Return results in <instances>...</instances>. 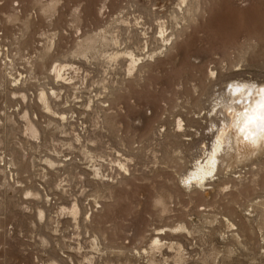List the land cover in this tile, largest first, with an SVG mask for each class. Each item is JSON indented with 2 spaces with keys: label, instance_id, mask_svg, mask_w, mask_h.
<instances>
[{
  "label": "rangeland",
  "instance_id": "rangeland-1",
  "mask_svg": "<svg viewBox=\"0 0 264 264\" xmlns=\"http://www.w3.org/2000/svg\"><path fill=\"white\" fill-rule=\"evenodd\" d=\"M262 88L264 0H0V264H264Z\"/></svg>",
  "mask_w": 264,
  "mask_h": 264
},
{
  "label": "bare ground",
  "instance_id": "bare-ground-1",
  "mask_svg": "<svg viewBox=\"0 0 264 264\" xmlns=\"http://www.w3.org/2000/svg\"><path fill=\"white\" fill-rule=\"evenodd\" d=\"M257 92L258 96L253 98L250 101V104H247L248 107L246 111L243 110L239 115V118L241 119V133L244 134L247 138L255 141H258L260 137H264V88L260 89ZM246 97L247 96H245V98ZM214 147V149L216 150L219 145L217 144ZM216 160V152L213 151L205 164L198 165L195 172L193 173L192 178L199 180L204 179L207 174L211 173L214 170Z\"/></svg>",
  "mask_w": 264,
  "mask_h": 264
}]
</instances>
